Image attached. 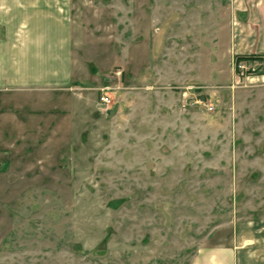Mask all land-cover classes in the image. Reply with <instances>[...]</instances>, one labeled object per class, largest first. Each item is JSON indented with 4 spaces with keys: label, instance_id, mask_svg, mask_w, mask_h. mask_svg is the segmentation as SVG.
Here are the masks:
<instances>
[{
    "label": "rangeland",
    "instance_id": "rangeland-1",
    "mask_svg": "<svg viewBox=\"0 0 264 264\" xmlns=\"http://www.w3.org/2000/svg\"><path fill=\"white\" fill-rule=\"evenodd\" d=\"M233 2L71 0V86L0 95V264H188L264 219V48L230 50Z\"/></svg>",
    "mask_w": 264,
    "mask_h": 264
},
{
    "label": "crops",
    "instance_id": "crops-1",
    "mask_svg": "<svg viewBox=\"0 0 264 264\" xmlns=\"http://www.w3.org/2000/svg\"><path fill=\"white\" fill-rule=\"evenodd\" d=\"M234 54L264 48V0H234ZM71 0H0V95L49 96L73 80ZM30 99V100H31ZM188 264H264V219L234 220L203 238Z\"/></svg>",
    "mask_w": 264,
    "mask_h": 264
},
{
    "label": "built area",
    "instance_id": "built-area-1",
    "mask_svg": "<svg viewBox=\"0 0 264 264\" xmlns=\"http://www.w3.org/2000/svg\"><path fill=\"white\" fill-rule=\"evenodd\" d=\"M108 89H110V88H107V90ZM105 92H107V91L103 90V93H102V95L100 97V100H99V106H101V107H108V105L111 103L110 96L107 93H105ZM198 103L199 104H205L202 101H199ZM208 109L209 110H213V107L208 106Z\"/></svg>",
    "mask_w": 264,
    "mask_h": 264
}]
</instances>
